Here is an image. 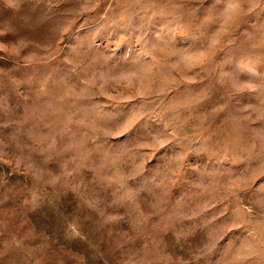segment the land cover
I'll use <instances>...</instances> for the list:
<instances>
[{
    "label": "rangeland",
    "instance_id": "374dc122",
    "mask_svg": "<svg viewBox=\"0 0 264 264\" xmlns=\"http://www.w3.org/2000/svg\"><path fill=\"white\" fill-rule=\"evenodd\" d=\"M0 264H264V0H0Z\"/></svg>",
    "mask_w": 264,
    "mask_h": 264
}]
</instances>
